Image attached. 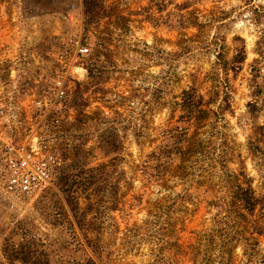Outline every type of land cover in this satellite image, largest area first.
Listing matches in <instances>:
<instances>
[{
    "label": "rangeland",
    "instance_id": "1",
    "mask_svg": "<svg viewBox=\"0 0 264 264\" xmlns=\"http://www.w3.org/2000/svg\"><path fill=\"white\" fill-rule=\"evenodd\" d=\"M72 4L87 74L38 133L62 165L31 197L0 170V264H264V0H0V108L57 77Z\"/></svg>",
    "mask_w": 264,
    "mask_h": 264
},
{
    "label": "built area",
    "instance_id": "2",
    "mask_svg": "<svg viewBox=\"0 0 264 264\" xmlns=\"http://www.w3.org/2000/svg\"><path fill=\"white\" fill-rule=\"evenodd\" d=\"M75 11L72 4L67 17L79 22ZM84 32L83 22H79V29L57 55L59 71L51 84L41 90L26 91L22 107L29 124L24 126L23 135H17L19 127L11 126L9 120L1 126L2 119L14 117L15 113L9 115L10 112L21 111L22 107L0 108V170L4 190L11 196H37L55 184L62 160L54 153L43 152L38 133L48 124L59 126L71 111V87L87 74L84 60L91 53Z\"/></svg>",
    "mask_w": 264,
    "mask_h": 264
},
{
    "label": "trees",
    "instance_id": "3",
    "mask_svg": "<svg viewBox=\"0 0 264 264\" xmlns=\"http://www.w3.org/2000/svg\"><path fill=\"white\" fill-rule=\"evenodd\" d=\"M83 7H84V12L86 17L90 20L93 21L94 15H95V0H83ZM194 96L193 93L186 91L184 92V98H183V109L193 113L194 115V124L197 125L199 123V116L204 112L203 109L197 108L196 105L194 104ZM193 101V102H192ZM60 183L62 185V189L64 193L67 195L68 199L69 197H74V192L72 191L73 189V184L71 182V166L66 169H63L62 171V176L60 179ZM241 201L246 204V207L249 210H252L256 206V198L254 196H242ZM69 202V200H68ZM31 264H49V263H42L41 261L31 263Z\"/></svg>",
    "mask_w": 264,
    "mask_h": 264
}]
</instances>
